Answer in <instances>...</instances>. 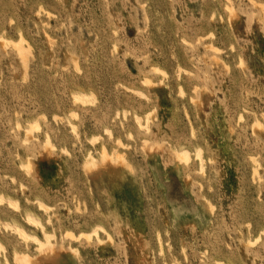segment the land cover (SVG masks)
Here are the masks:
<instances>
[{
    "label": "rangeland",
    "instance_id": "obj_1",
    "mask_svg": "<svg viewBox=\"0 0 264 264\" xmlns=\"http://www.w3.org/2000/svg\"><path fill=\"white\" fill-rule=\"evenodd\" d=\"M0 36V264H264V0H0Z\"/></svg>",
    "mask_w": 264,
    "mask_h": 264
},
{
    "label": "bare ground",
    "instance_id": "obj_2",
    "mask_svg": "<svg viewBox=\"0 0 264 264\" xmlns=\"http://www.w3.org/2000/svg\"><path fill=\"white\" fill-rule=\"evenodd\" d=\"M230 6V5H229ZM226 7V6H225ZM228 9H230V8H228ZM227 10V9H226ZM46 12V11H45ZM20 36V35H19ZM1 37V36H0ZM2 38V37H1ZM4 39V38H3ZM3 41V40H2ZM6 43H11V44H13L14 45V48L16 47V51H17V53H19L20 51H22V49H23V45H22V42H24L23 41V38L22 37H19V39L17 40V42H13V41H11V40H4ZM4 43V42H3ZM25 44H26V42H24ZM210 45V44H209ZM27 46V45H26ZM27 48V50H29V48L28 47H26ZM25 48V49H26ZM24 49V50H25ZM23 50V51H24ZM19 51V52H18ZM20 55H22L21 53H20ZM157 68V67H156ZM154 69V68H153ZM182 69V68H181ZM156 71V70H155ZM157 71H159L160 72V70H158V68H157ZM162 73H164L163 71H161ZM165 74V73H164ZM178 75V74H177ZM143 82V81H142ZM148 82V81H147ZM149 83V82H148ZM135 93H138V94H141V93H139V91H137L136 92V90H133ZM179 91V90H178ZM93 96V95H92ZM139 96V95H138ZM73 97H74V100L75 101H78L79 103H81V104H86V103H88V102H90L89 100H90V98H92L91 97V94H84V93H78V94H74L73 95ZM94 99V98H93ZM73 115V114H72ZM74 115H76L75 113H74ZM73 117H75V116H73ZM135 119H136V122H137V125L138 126H144V127H146V125L144 124V123H141V121H140V118L139 117H135ZM69 123V122H68ZM136 124V123H135ZM72 125V127H74L75 128V126L73 125V124H70V126ZM29 128L28 129H24V130H27V132L29 131V133L31 132L32 133V130L34 129H37V126L36 125H30V126H28ZM71 129V128H70ZM139 129V128H138ZM145 130V129H144ZM73 131V133H74V130L73 129H71V132ZM26 132V133H27ZM46 139H48V137H46ZM45 139V140H46ZM46 143H49L48 142V140H47V142ZM118 143V142H117ZM120 144V143H119ZM197 149V148H196ZM196 152V154H195V156H196V158L197 159H199L200 161H202L203 159H202V151L200 150V149H197V151H195ZM116 154V153H115ZM88 155V154H87ZM108 157V156H107ZM106 157V158H107ZM86 158V157H85ZM101 158L104 160V158H105V152H102V154H101ZM115 158V157H114ZM176 159H177V161L178 162H180V163H183L184 165H187L188 164V162H189V160H190V155H189V152L188 151H186V150H179V151H177L176 152ZM85 160V159H84ZM95 165H96V162H95V160H94V158L93 157H91V156H89L88 158H87V160L85 161V163H84V167L88 170V171H90V170H92V169H94L95 168ZM27 166V165H26ZM28 167H29V165H28ZM28 167H25L26 169L28 168ZM29 170H30V167L28 168ZM201 169H202V166H201ZM28 170V172H30ZM198 170V169H197ZM199 171V170H198ZM3 199V198H2ZM2 201V200H1ZM10 202V201H9ZM10 205H13V203H9ZM15 205V204H14ZM36 206H37V208H38V210H40V211H47L50 207L49 206H47L46 204H44L43 202H41V201H37L36 200ZM11 207V206H10ZM15 207V210H17L18 209V207L17 206H14ZM17 208V209H16ZM51 211V210H50ZM27 215V216H26ZM26 217H25V221L26 222H28V224L30 223L31 224V226H33L34 228H37L39 231H40V233H41V235H42V238H39V237H37L36 235H32V234H28L24 229H22L21 227H17V226H12V225H6V227H11L12 228V230H14V232H15V234L17 235V237L20 239V240H22L23 241V243H25V242H27L28 240H32L34 243H35V246H36V248L40 251V252H44L45 250H47V249H50L51 248V245H52V242H51V238L53 237L52 236V233L50 234V233H47L46 232V230H45V228H44V226H43V224L41 223V221L39 220V219H37L36 217H34L33 215H28L27 213H26ZM51 216V215H50ZM46 218H47V216H46ZM47 220V219H46ZM46 222H48V221H46ZM46 222H45V224H46ZM49 223V222H48ZM50 224V223H49ZM97 229H100V227H97L96 228V230H94L93 231V233H94V235L95 236H97V233H98V230ZM259 231V230H258ZM73 233H71L70 231H65L64 232V234H63V237L64 238H66V239H68V240H71L72 238H75L73 235H72ZM248 234V233H247ZM263 235V234H262ZM79 237V236H78ZM259 238V237H258ZM257 238V239H258ZM63 239V238H62ZM76 239H77V237H76ZM255 239V238H254ZM77 240H79V239H77ZM253 240V239H252ZM256 240V239H255ZM249 242V241H248ZM250 243V242H249ZM0 249H1V244H0ZM3 249V248H2ZM75 250V251H77V249L76 248H72L71 250ZM30 258V256H28L26 253H24V254H18V253H14V260H16L19 264H30V262H29V259ZM215 261V260H214ZM7 263V262H6ZM215 264H216V262H215ZM217 264H224V263H222V262H218L217 261Z\"/></svg>",
    "mask_w": 264,
    "mask_h": 264
}]
</instances>
